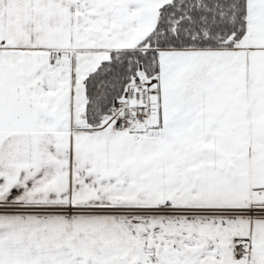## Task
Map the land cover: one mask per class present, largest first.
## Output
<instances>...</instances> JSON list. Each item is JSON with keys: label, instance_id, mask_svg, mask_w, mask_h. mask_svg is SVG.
<instances>
[{"label": "snow or ice", "instance_id": "obj_1", "mask_svg": "<svg viewBox=\"0 0 264 264\" xmlns=\"http://www.w3.org/2000/svg\"><path fill=\"white\" fill-rule=\"evenodd\" d=\"M0 264H264V0H0Z\"/></svg>", "mask_w": 264, "mask_h": 264}]
</instances>
